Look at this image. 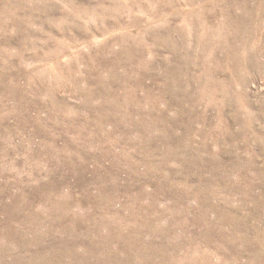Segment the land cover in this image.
<instances>
[{
  "label": "rangeland",
  "instance_id": "obj_1",
  "mask_svg": "<svg viewBox=\"0 0 264 264\" xmlns=\"http://www.w3.org/2000/svg\"><path fill=\"white\" fill-rule=\"evenodd\" d=\"M0 264H264V0H0Z\"/></svg>",
  "mask_w": 264,
  "mask_h": 264
}]
</instances>
